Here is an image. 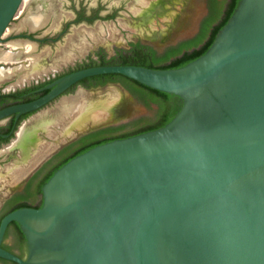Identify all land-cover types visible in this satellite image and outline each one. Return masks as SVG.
Returning a JSON list of instances; mask_svg holds the SVG:
<instances>
[{"label":"water","instance_id":"obj_1","mask_svg":"<svg viewBox=\"0 0 264 264\" xmlns=\"http://www.w3.org/2000/svg\"><path fill=\"white\" fill-rule=\"evenodd\" d=\"M23 1L0 0V43ZM201 2L193 30L207 14ZM192 32L148 45L162 53L161 46ZM106 74L177 96L181 106L164 126L95 146L60 167L42 186L41 207L16 209L0 221V258L264 264V0H240L210 48L185 66L79 69L41 88V97L0 110V120L37 111L78 82ZM125 120L83 129L68 142ZM62 145L41 155L37 167ZM12 222L26 238L25 258L2 247Z\"/></svg>","mask_w":264,"mask_h":264},{"label":"rangeland","instance_id":"obj_2","mask_svg":"<svg viewBox=\"0 0 264 264\" xmlns=\"http://www.w3.org/2000/svg\"><path fill=\"white\" fill-rule=\"evenodd\" d=\"M137 1L24 0L3 36V43H0V90L15 91L52 79L75 68L99 47L104 48L111 56L116 47H126L130 41L162 44L163 32L171 27L173 20L158 21L156 31L145 29L137 11ZM99 5L109 10L118 9V17L94 19L90 22L76 21L74 7L84 6L90 9ZM169 6L168 11L172 15L180 14L187 3L178 7V12ZM198 27L199 23L194 30L192 28L193 32H188H192L191 34L179 38L178 41L193 37ZM22 34L32 35L35 40L20 37ZM165 47L167 46H161L159 49ZM133 103L119 85L109 84L92 90L78 87L74 92L60 97L24 121L21 127L27 126L31 129L37 126V142L28 152L13 149L0 153V203L13 189L20 186L26 175L18 179L14 168H18L38 149H44L45 152L50 149V153L88 125H93L88 127L91 128L114 124L123 117L127 120L142 113V109ZM95 105L99 106L93 109ZM87 108H91V112L83 123L81 111ZM41 155L42 153L36 158L39 159ZM7 242L10 243V240Z\"/></svg>","mask_w":264,"mask_h":264},{"label":"trees","instance_id":"obj_3","mask_svg":"<svg viewBox=\"0 0 264 264\" xmlns=\"http://www.w3.org/2000/svg\"><path fill=\"white\" fill-rule=\"evenodd\" d=\"M239 1L240 0H206L207 14L202 18L198 32L192 38L180 41L176 45L165 48L162 53L157 52L152 46L144 44L141 41H130L127 43L126 47L115 48L113 55L111 56L108 55L105 49H97L93 54H89L85 61L78 63L75 68L69 69L65 74L79 69L108 65H132L158 70L176 69L185 66L189 62L202 56L210 48L217 32L227 23ZM65 74H59V77ZM51 81L52 80H47L38 85L27 87L13 93L0 94V108L10 105V99H13L20 94L27 93L32 89L40 88ZM107 83L122 84L124 88L146 105H149L150 101L159 104L161 112L158 114V121L153 125L144 127H139L135 125L134 122L111 125L82 135L78 139L64 146L59 153L53 156L42 166L41 169H39L38 174L41 171L44 172V176L39 186L40 189H38L40 192L42 186L49 180V178L72 158L95 146L158 129L167 124L179 110L176 109L174 103H171L174 95L151 89L120 74H106L90 77L78 82L66 92H74L75 88L80 84L86 86V88H93L105 86ZM45 93L46 91L41 92L33 99H36ZM164 108L167 109L165 112ZM30 114L31 113L24 115L22 118H25ZM30 202L31 201L28 197H22L10 207L6 208L4 213L0 216V221L5 215L16 209L32 207ZM13 227L16 230L14 231L16 247H18L19 250V253L16 255L20 258H24L25 236L17 223L12 222L8 226L4 240L13 233ZM3 247L7 250L10 249L5 245H3ZM8 251L11 252V250ZM0 263L16 264L15 262L1 258Z\"/></svg>","mask_w":264,"mask_h":264},{"label":"flooded vegetation","instance_id":"obj_4","mask_svg":"<svg viewBox=\"0 0 264 264\" xmlns=\"http://www.w3.org/2000/svg\"><path fill=\"white\" fill-rule=\"evenodd\" d=\"M219 1H221V0H219ZM175 2H176V4H174ZM187 2H188V0L170 1V6L169 7L177 12V11H180V8H178V7H182L183 3H187ZM205 3H206V0H205ZM197 7H198V5L195 2L194 7L191 10L197 11L196 10ZM206 8H207V3H206ZM74 12H75V16L77 18L76 21H87V22H90V21H92L94 19L116 18V17H118V14H119V10L118 9L109 10V9L104 8L102 5H99L97 8L95 7V8H90V9H87L84 6H79L78 8L74 7ZM67 29H68V26H66V30ZM20 36L21 37H25L27 39H28V37H31L33 39L32 35H29V34H22ZM137 41H139V40H137ZM134 42H136V41H134ZM99 48H102V47H99ZM99 48H97V49H99ZM57 78H59V75H57L54 78L49 79V80L54 81ZM43 82H45V81H43ZM40 83H42V82H40ZM40 83H37V84H34V85H30V86H27V87L35 86V85H38ZM109 84L119 85L123 90L127 91L130 95L133 96V98L135 100L134 101L135 105L139 106L142 109V111H143L142 113L137 114L136 116H133V117L131 116L125 122H122L120 124H128V123H133L134 122L135 125H137L139 127H144V126L153 125V124H155L158 121V118H159L158 114L161 112V108H160L159 104H157L154 101H150L149 105H146L139 98L135 97L131 92H129L126 88H124L122 86V84H120V83H107L105 86H107ZM46 85H44V86H46ZM44 86H42L40 88H37V89H32V90L28 91L27 93L20 94V95L16 96L15 98L10 99L9 101L11 102V104L8 105L7 107L35 100V99H33L35 96H37L41 92H44V91H41V88H43ZM105 86L86 88V86L80 84V85H78L75 88V90L78 87H80V88H82L84 90H92V89L103 88ZM27 87H24V88H27ZM24 88H22V89H24ZM22 89H18V90H22ZM18 90L9 91V92H4V91L0 90V94H9V93L16 92ZM69 93H72V92H65V94H62L60 97H62L64 95H67ZM60 97L56 98L52 102L56 101ZM51 103H49V104H51ZM171 103H174V105L176 106V109H179V107L181 106L180 99L177 96H174L172 98ZM49 104H47L43 108L47 107ZM7 107L0 108V110H2L4 108H7ZM43 108H41V109H39L37 111H34V112H30L31 114L29 116L25 117V118H22V117L24 115L29 114V113L21 115L18 119L16 118V115L13 114L11 116H8V117L0 120V153H3V152L8 151V150L9 151L13 150V149H9V147H11L12 143L16 140V138H15V137H17L16 134L18 133L19 129L21 128L23 122L28 120L30 117H32L34 114H36L37 112H39ZM166 110L167 109L164 108V112ZM123 111L125 112L124 109H123ZM78 138H76V139H78ZM13 139H15V140H13ZM76 139H74V140H76ZM74 140H72L70 142H67L64 145H62L58 150H56V152H54L50 157H48L38 167H36L34 169V171H32V172H30L28 174L26 173V175L24 176V179H23L22 183L20 184V186L15 188V189H13L12 192H10V194L7 195L4 198V200L0 203V216L4 213L6 208L10 207L13 203L17 202L22 197H28L30 199V201H31L30 204H31V206L33 208H38V207H40L42 205V203H43L42 188H41V192L38 189H40L39 186H40V182H41V180H42V178L44 176V172L41 171L38 174V171H39V169L42 168V166L48 160H50L53 156H55L57 153H59L60 150L64 146L68 145L69 143L73 142ZM15 150H17V149H15ZM12 164H13V162H12ZM22 178H23V176H22ZM12 230H13V233L10 234L5 240H3L2 247H3V245H5L7 248H10L8 250H11L12 253L18 254L19 250H18V247H16L17 246L16 245V237H15V233H14V231H16V230L14 229V227H13ZM8 240H10V243L7 242ZM26 256H27V243H26V238H25V254H24V258Z\"/></svg>","mask_w":264,"mask_h":264},{"label":"bare ground","instance_id":"obj_5","mask_svg":"<svg viewBox=\"0 0 264 264\" xmlns=\"http://www.w3.org/2000/svg\"><path fill=\"white\" fill-rule=\"evenodd\" d=\"M169 2L170 0H138L137 1V11L139 13L140 19L142 20V25L144 26L145 29L156 31V23L158 21L162 22L161 20H166L168 22L173 20L171 21L172 22L171 27L168 30L166 29L165 32H163L164 35L162 36L163 42L161 41V39H159L162 42V44L172 40L174 37L177 36V34H179V32L180 33L182 32L184 34L191 31L197 16L200 14L198 11L191 10L193 9L196 0H193L191 2L192 5H190V3L187 2V6H185L186 8L182 12H180V14L178 13L173 15L168 11ZM128 98L129 101L133 103L132 99L130 97ZM98 106L99 105H95L93 109H96V107L98 108ZM81 112H82L81 115L83 116L82 122L84 123L87 120L89 113L91 112V108H87L85 110L82 109ZM89 126H93V125H88L87 128ZM37 129H38L37 126L31 129L28 128L27 126L21 127V129L17 133L18 137L13 142L11 148L21 149L24 152H28L31 146L33 144H36L37 142L36 141ZM47 153L48 151L45 152V154Z\"/></svg>","mask_w":264,"mask_h":264},{"label":"crops","instance_id":"obj_6","mask_svg":"<svg viewBox=\"0 0 264 264\" xmlns=\"http://www.w3.org/2000/svg\"><path fill=\"white\" fill-rule=\"evenodd\" d=\"M196 3L198 5L197 11L200 13L201 8H202V2H201V0H199V1L196 0ZM49 150L50 149H48L46 151L49 152ZM41 153L44 156L45 155V150L44 149H38L37 152H35L34 154H32V156L28 160H26L24 163H21V165L18 168H14V172H15V174H17V178L18 179L20 177L24 176L26 174L27 170H29V168L32 167L31 169H34L35 167H37V165L40 163V161H38L36 164H34V162H36L38 160V158H36V157L38 155H40ZM19 174H21V175L19 176Z\"/></svg>","mask_w":264,"mask_h":264}]
</instances>
